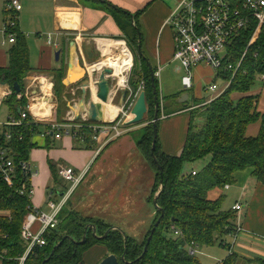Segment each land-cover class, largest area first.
I'll return each instance as SVG.
<instances>
[{"label":"crops","instance_id":"obj_1","mask_svg":"<svg viewBox=\"0 0 264 264\" xmlns=\"http://www.w3.org/2000/svg\"><path fill=\"white\" fill-rule=\"evenodd\" d=\"M8 1L10 0H0V68H7L9 65V49L14 45L8 43V37L3 34L6 19L5 6ZM18 1L22 11L17 14V28L27 38L29 66L32 68L23 80L24 92L20 94L23 95L27 91L29 96L40 100V88L48 84L42 78L48 80L49 84L51 82L52 89L48 94V101L51 103L47 104H51L53 110L51 119L55 122H66L69 117L75 116L74 112L68 109V105L71 102L74 104L78 102L81 87L88 78L91 82L90 91L94 93V97L95 85L88 74L93 72V70L90 71V66L98 63L96 62L98 58L95 60V57L100 56L103 59L99 41H123L127 47L126 37L128 33L131 35L127 28L129 24H133V21L131 18L127 20L125 16L115 11L129 13L132 16L139 13L136 24L141 33L143 57L146 59L148 68L150 66L155 71L154 74L158 73L156 80L160 97L166 94L169 98L157 123L158 151L171 157L181 155L190 124L191 108L202 107L218 96L215 94L196 106L194 103L189 105L190 100L199 102L200 98L197 99L194 96L191 99L189 95L185 98L182 86L183 69L173 60L175 51L173 32L166 25L169 15L181 0ZM125 28L126 30L123 31ZM48 35L52 36L50 44ZM58 51L60 55L56 59ZM132 59L134 63L133 53ZM138 65L140 67V63ZM172 66L175 71L172 70ZM195 70L193 76L197 81L200 78L199 74L206 73L208 80L213 79V81L217 77L206 65L197 67ZM180 73L182 77L178 80ZM58 75L62 83L59 93L65 104L64 114L57 110L58 103L55 101L57 96L54 95ZM37 81L41 83V86ZM219 82H217L218 86H220ZM168 83L173 84L174 91L167 90ZM114 86L115 80L111 79V87ZM181 89L183 91L180 92ZM9 90L15 94L11 87L0 84V106ZM118 94H113L111 105H118ZM248 95L257 97L256 110L264 115V84L255 86ZM240 96L235 94L233 98ZM28 100L29 97H27ZM117 100L118 103L115 102ZM37 104L38 111L44 109L42 103L37 102ZM30 114L33 121L35 115ZM147 116L148 113L142 124L131 125L126 134L102 149L100 144L92 141L87 144L89 146L87 147L70 137L54 140L41 139L39 135H35L32 138L35 148L29 154V161L35 171L31 179V185L35 191L30 200L33 208L43 213L49 212L48 201L52 200L59 204L64 194L70 191L69 186L70 189L64 192L65 188H68L67 183L60 177L55 180L52 174L51 167L57 170L59 165H63L74 169L78 174L85 173L84 179L73 191L75 193L81 188L80 196L72 206V193L63 208L75 211L83 217L99 219L113 227L121 228L134 240H139L137 236L140 234L149 232L148 229L153 222L151 218L153 215L156 217L157 213L150 205L155 173L137 148L132 136V132L137 130L135 127L139 126L138 128L141 129L150 124ZM41 117L35 118L41 120ZM259 130L260 122L252 123L245 134L249 138L257 137ZM190 171L197 170L193 168ZM234 179L236 181L233 185H226L227 187L225 186L223 190L214 189L208 192L211 200L224 197V200L229 201V206L224 210H233L232 207L239 203L243 207L241 214L235 213L234 222V224H240L242 229L235 237H225L228 246L225 248V254L221 256L219 254L220 258H216L218 261L216 264H221L225 260L229 250L246 259L264 258V186L251 176L250 170L239 171ZM80 204L89 207L86 214L75 209ZM107 255L106 248L94 246L83 254V264H99Z\"/></svg>","mask_w":264,"mask_h":264},{"label":"trees","instance_id":"obj_2","mask_svg":"<svg viewBox=\"0 0 264 264\" xmlns=\"http://www.w3.org/2000/svg\"><path fill=\"white\" fill-rule=\"evenodd\" d=\"M115 12L122 14L127 20L134 18L135 25L129 24L127 28L131 35L128 33L127 40L125 39L127 47L134 55L129 84L133 83V93H136L141 83L144 84L148 114L152 120L155 107L150 71L146 59L139 56L137 48L140 31L136 18L139 13L132 16L121 11ZM255 25L251 21L248 28L235 39L233 48L230 49L233 57L231 62L239 61ZM125 30L126 28L123 29ZM11 32L15 34V43L9 49V65L7 68H0V82L12 89L18 84L20 93H23V80L32 71L29 66L27 38L17 27ZM139 63L141 69L136 74ZM261 75H264V30L248 49L232 80L231 73L219 72L220 79L230 82L226 91L202 107L191 108L187 138L180 156L171 157L160 153L158 139L154 153L151 152L154 138L152 122L132 132L137 148L156 173L150 201L153 202L157 194V213L148 234L141 242L126 235L125 244L122 232L114 230L108 223L62 208L58 226L49 229L44 235L45 245L35 246L22 263L20 258L25 255L28 246L21 238V227L34 208L30 199L20 195L17 188L7 187L0 178V264H43L47 258L50 259L46 264H83V254L94 246L106 248L108 255L118 258L119 264H200L196 256L188 255L187 247L191 244L199 248H210L219 241L220 246L226 248L224 238L235 231V212L222 210L224 197L211 200L208 192L233 185L236 181L235 174L244 170H250L251 176L264 186V115L256 110L257 97L248 95ZM135 76L139 78L138 83ZM56 80L54 95H59V87L62 88L59 75ZM154 84L160 102L156 78ZM235 94L241 96L234 99ZM2 104H6L10 112L17 116L18 108L24 109L28 101L24 98L18 100L12 94ZM198 104L200 103H194L195 106ZM257 122H260L259 135L247 137L246 129ZM21 126L11 129V148L16 163L30 160V151L35 148L32 138L46 129L42 124H35L30 115ZM83 133L82 145L87 146L91 141L90 132L86 129ZM154 156L161 170L154 163ZM204 161H207L205 166L194 171L195 175H192L193 171L183 173L185 165ZM51 170L57 180L58 170L54 167ZM18 185L15 184L17 187ZM158 209L163 212V217L147 246L150 231L161 216ZM91 225L95 226L99 238L93 235ZM86 227H89L86 239L80 244ZM172 228L181 233L180 236L176 237ZM109 230L111 231L105 239H102ZM58 244L60 247H56ZM146 246L147 250L142 256ZM55 247L56 250L50 257ZM122 255L125 262L122 261ZM221 264H264V258L246 259L232 253Z\"/></svg>","mask_w":264,"mask_h":264},{"label":"built area","instance_id":"obj_3","mask_svg":"<svg viewBox=\"0 0 264 264\" xmlns=\"http://www.w3.org/2000/svg\"><path fill=\"white\" fill-rule=\"evenodd\" d=\"M5 7L6 19L3 34L8 37V43L13 44L15 43V34L11 31L17 27V14L22 11V7L18 0L8 1ZM251 21H254L256 24L255 30L248 39V45L240 55L239 61L233 63L231 62L233 57L230 49L233 48L235 39L248 28ZM166 25L173 32L175 47L173 60L178 61L184 71V77L182 78L184 91L193 89L194 70L200 65L206 64L213 70L214 75H217V77L204 90L215 93L219 97L220 94L226 91L225 89L230 84V82L221 79L223 84L220 86L217 85V82L220 80L219 72L231 73L232 80L235 73L241 67L248 49L254 45L260 33L264 30V0H181L169 15ZM48 36V43L50 44L52 36ZM124 46L127 48L125 44ZM127 50L132 56L131 51L128 48ZM133 66L134 63L129 67L126 78L130 74ZM154 76L157 77L158 73H155ZM128 78L123 88L118 87V85L112 87L114 94L119 91H126L128 93L121 107V111L115 120L109 123L95 124L88 122L85 116H82L80 121L75 120L74 117H69L66 122H55L51 117L42 118L41 120H37L34 117L33 122L35 124L46 126V129L38 134L39 137L41 139L52 138L54 140L61 139L62 137H70L83 144V130L88 129L90 132L89 139L96 144H100V149L115 142L119 137L129 131V127L126 126L125 122L130 119L132 107L140 92L144 91V84L141 83L136 93H133L129 84L130 78ZM42 79L49 84L48 80L45 78ZM112 79L115 80V78ZM260 79L264 81V75H261ZM38 84L41 86V83L38 82ZM50 85L51 90V82ZM40 91L41 99L45 103H51V101H48V95L43 93L42 87ZM12 94V90H9L5 94V98ZM25 96L29 97L26 107L24 109L19 107L17 116L11 114L6 121L0 122V178L7 187L10 189L17 188V192L20 195L31 200L35 193L34 187L31 185V179L35 175V171L29 160L16 163L11 148V129L22 127L23 122L31 115L32 104L35 102V99L31 95L30 97L27 91L23 95L15 94L18 100H21ZM49 105L51 106V104ZM57 170L59 177L65 183L71 185V189L61 198V203L56 204L52 200L48 201L47 207L49 212L43 213L34 209L27 215L21 227V238L26 246H28L25 255L20 258L22 263L35 246L43 247L45 245V233L49 229L52 230L58 226V217L61 209L85 177L84 172L78 174L74 169L63 165H59ZM195 174L193 171L192 175ZM17 183L19 184L18 187L15 186ZM242 208V204L240 203L232 207L233 211L238 215L242 213ZM241 229L240 224H235V231L228 236L235 237L240 233ZM180 234L174 230L176 237L180 236ZM225 245L228 246L226 242ZM187 252L189 256L195 257L198 253V247L191 244L187 247ZM229 254H232L231 250H229Z\"/></svg>","mask_w":264,"mask_h":264},{"label":"water","instance_id":"obj_4","mask_svg":"<svg viewBox=\"0 0 264 264\" xmlns=\"http://www.w3.org/2000/svg\"><path fill=\"white\" fill-rule=\"evenodd\" d=\"M132 18V17H131ZM133 21V25H134V18H132ZM138 53L139 56L142 57V59L144 60L145 57H143V53H142V48H141V33L138 32ZM60 55V51H58L56 53V59L59 58ZM71 67V66H70ZM150 69V77H151V81H152V87H153V92H154V113L152 116V124H153V142H152V146H151V152L154 153L155 150V146H156V142H157V123L159 120V115L161 114V107H160V102H159V98L157 96V92L155 91V76H154V72L153 69L149 66ZM88 74V73H87ZM114 75V70L111 68H99V71L97 72L96 69H93V72L90 74H88V77H90L93 80V83L95 85V95H96V99L93 97V94L90 91V87H91V82L90 79L88 78L87 81H85L81 87V91H80V99L78 100V102H76V104L72 103L68 105V109L72 110L75 114L74 119L78 120L79 118H81L82 116H85V118L87 119L88 122L90 123H95V124H101V123H109L108 121H106L104 119V106L105 104L109 103L112 98V87H111V79ZM111 78V79H110ZM0 84L5 85L3 82H0ZM13 90L15 94H20V87L18 84H15L13 86ZM127 92L126 91H122L121 92V97L119 99V103L117 105V107L121 108L125 98L127 97ZM185 98H188V95H185ZM149 112V107H147V103H146V92H140V95L138 96V98L136 99L132 110H131V114H130V119H128L125 123L127 127H130L131 125H139L142 124V122L144 121V118L146 116V114ZM154 163L156 164V166L161 170V167L158 164V160L157 158L154 156ZM162 184V183H161ZM157 195L155 196V199L153 200V205L155 206V208L157 209ZM159 210V209H158ZM161 212V210H159ZM163 217V212H161V216L160 218L155 222V224L153 225V228L150 231V236L147 239V246L150 243V239L152 237V235L154 234V232L156 231V229L158 228L157 226L159 225L161 219ZM91 228L93 229V235L96 238H99L97 236V231L95 229L94 225H91ZM114 230L117 231H121L124 237V243L126 244V235L125 233L122 231V229L117 228V227H112ZM89 227L85 228L84 234H83V238L82 241L80 242V244L84 243L86 236H87V232H88ZM111 230H109L108 232L105 233V235L102 237V239H105V237L108 235V233ZM61 244V242H60ZM60 244H58V246L56 247H60ZM147 246L144 248L143 254L146 252L147 250ZM56 247L53 249L50 257L53 255L54 251L56 250ZM141 256V257H142ZM122 261L125 262V258L124 255H122ZM50 258H47L46 261L43 264H46L49 261ZM99 264H119V260L118 258H116L114 255L110 254L107 255L106 258H104Z\"/></svg>","mask_w":264,"mask_h":264},{"label":"rangeland","instance_id":"obj_5","mask_svg":"<svg viewBox=\"0 0 264 264\" xmlns=\"http://www.w3.org/2000/svg\"><path fill=\"white\" fill-rule=\"evenodd\" d=\"M90 48H92L91 46H89ZM95 57V56H94ZM98 58V60L96 61V62H99L100 60H101V58H100V56H96L95 57V60ZM175 62H178V61H175ZM176 65L178 66V67H180L181 69H182V67H181V65H180V63L178 62V63H176ZM204 65H206V64H204ZM204 65H200L199 67H201V66H204ZM207 67H209L208 65H206ZM172 68V70L173 71H175V69H174V66H172L171 67ZM210 68V67H209ZM197 69V68H196ZM211 69V68H210ZM138 71H140V67H139V65L137 66V69H136V74H137V72ZM194 71H196V70H194ZM211 71H213L212 69H211ZM183 74H184V71L182 72ZM182 73H180V75H178V80H180L181 79V75H182ZM128 76H130V74L128 75ZM128 76H127V78H128ZM199 76H200V78H199V80L197 81L196 79H194V81H193V89L192 90H190V91H184V94L185 95H189L190 96V98L192 99L194 96V98H200V100H199V102H197V101H194V102H192L191 100H190V103H189V105L191 104V103H200V102H204L206 99H208L209 97H211V96H213V95H215V93H211V92H209V91H206V90H204L205 89V87H207L208 85H211L212 83H213V79H209L208 80V77L206 76V73H204V74H199ZM135 81L138 83V81H139V78H138V76H135ZM129 79V78H128ZM160 81V80H159ZM118 80H115V85H117L118 83ZM179 82V81H178ZM220 84L219 85H222L223 84V82H219ZM133 84V83H132ZM131 83H130V86L132 85ZM258 84H262V81H261V79L260 78H258V80H257V83H256V86L258 85ZM173 84H171V83H168V86H167V90L168 91H170V92H172V91H174V87L172 86ZM133 87V85L131 86V88ZM60 88V87H59ZM33 89H34V87H33ZM181 91H183L182 89L180 90V92ZM121 92L122 91H119L118 93V100L120 99V96H121ZM25 94V93H24ZM58 95V94H57ZM56 95V96H57ZM11 96V95H10ZM10 96H8L9 98H10ZM60 96V97H59ZM61 98V99H60ZM24 99H26L27 100V97L25 96L24 97ZM169 98H168V96L166 95V94H162L161 95V97H160V107H161V112L163 111V108L164 107H166L167 106V104H168V102H169V100H168ZM118 100L117 101H115V102H117L118 103ZM58 104H57V110H59V112L60 113H65V104H64V100H63V98H62V95L61 94H59L58 96H57V98H56V100H55ZM117 103H115L116 105H117ZM120 112V111H119ZM119 112H116V113H112V112H107L108 114H107V118H106V121H111V120H113L114 118H116V116H117V114L119 113ZM11 113L12 112H10V109H9V107L6 105V104H1V106H0V122H3V121H6V119L8 118V116H10L11 115ZM153 113H154V111H153ZM168 113V112H167ZM149 114H148V116H147V118H148V120H149V122L151 123V119L149 118ZM41 118H44V117H41ZM139 126H137V127H135V128H137V130L138 129H140V128H138ZM134 128V129H135ZM132 132V131H131ZM79 143V142H78ZM79 144H82V143H79ZM207 162V161H206ZM205 161L204 162H195V163H192V165H185V167H184V169H183V173H188V172H190V170L191 169H196V170H200L201 168H203L205 165ZM153 170V169H152ZM154 171V170H153ZM155 173V172H154ZM156 174V173H155ZM68 185V188H65V190H64V192H66V191H68L69 189H70V187H71V185H69V184H67ZM70 186V187H69ZM80 194H81V188H79L78 190H76L75 191V193H73V197L71 198V202H72V206H73V203L77 200V198L80 196ZM151 195V194H150ZM150 205H151V207H152V209H153V211H156V208H155V206L153 205V202L151 201L150 202ZM229 206V201H226V199L224 200V202H223V204H222V209L224 210V209H226V207H228ZM75 209L76 210H79V211H83V213L84 214H86L87 212H88V209H89V207H87V205L86 206H83V204H80V206L79 205H77L76 207H75ZM70 210H72V208L70 207ZM154 218H155V216L153 215V217L151 218V222L154 220ZM95 219V218H94ZM99 220V219H98ZM151 225V224H150ZM150 230V228L148 229V231ZM122 231H123V229H122ZM124 232V231H123ZM148 234V232L146 233V234H144V235H142V234H140L139 236H137V239H139V240H137L138 242H141V241H143L144 240V238H145V236ZM126 235V234H125ZM224 240H225V238H224ZM210 249H212V250H209ZM201 251V252H200ZM225 248H223V247H221L220 246V244H219V241H217L216 242V244L215 245H213V246H210V248H208V247H203V248H199L198 247V253L195 255L196 256V258L198 259V261H199V263L200 264H216L218 261H217V257L218 258H220L219 257V254H220V256L221 255H223V254H225ZM84 263V262H83Z\"/></svg>","mask_w":264,"mask_h":264},{"label":"bare ground","instance_id":"obj_6","mask_svg":"<svg viewBox=\"0 0 264 264\" xmlns=\"http://www.w3.org/2000/svg\"><path fill=\"white\" fill-rule=\"evenodd\" d=\"M100 46H102L103 51V59H101L98 63H96L93 66H90V71L93 69L99 70V68H111L114 70L113 78L115 80H118V87L124 86V84L127 81L126 73L129 70V67L132 66V56L130 52L125 48L123 41H99ZM48 83V82H46ZM44 85V84H43ZM50 85V84H49ZM47 84L46 86H42V91L44 94L48 95L50 87ZM48 91V92H47ZM94 94V93H93ZM113 97V92L111 93ZM96 99V95H94ZM37 102L42 103V106L44 107L43 110L38 111L37 110ZM121 108L117 106L111 105V101L104 106V119L107 118V112L116 113L119 112ZM32 114L35 115V117H51L52 114V107L45 103L43 99H36L35 102L32 104L31 108ZM113 121V120H111ZM109 122V121H108Z\"/></svg>","mask_w":264,"mask_h":264}]
</instances>
